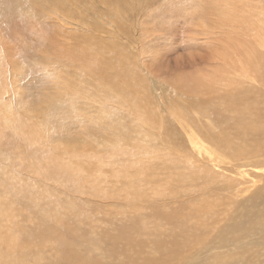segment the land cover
<instances>
[{"label": "rangeland", "instance_id": "obj_1", "mask_svg": "<svg viewBox=\"0 0 264 264\" xmlns=\"http://www.w3.org/2000/svg\"><path fill=\"white\" fill-rule=\"evenodd\" d=\"M31 1L50 6L0 0V234L30 240L0 260L264 264V168L211 161L225 118L196 104L242 102L264 135V0H85L67 18Z\"/></svg>", "mask_w": 264, "mask_h": 264}, {"label": "bare ground", "instance_id": "obj_2", "mask_svg": "<svg viewBox=\"0 0 264 264\" xmlns=\"http://www.w3.org/2000/svg\"><path fill=\"white\" fill-rule=\"evenodd\" d=\"M103 1V0H102ZM105 1V3H106V5L110 8V5L111 4H113V3H121L122 5H123V1L122 0H119V1H117V2H113L112 3V1L113 0H104ZM103 1V2H104ZM131 1H133V0H131ZM130 1V2H131ZM39 2V1H38ZM84 2H85V0H41V3H47V4H49L50 6H49V8H48V6H46L47 8H45V7H42V4L39 6L38 4H37V1H31L30 2V5L32 4V5H34V10H38V6H39V10H44V11H47V12H52V11H54V10H56V11H60L61 12V15H63V17H64V15H70V16H79L80 14H81V12H80V9H81V7L83 6V4H84ZM102 2V3H103ZM127 2V1H126ZM125 2V4H127ZM40 3V2H39ZM105 3H103L104 5H105ZM129 3V2H128ZM125 4L123 5V6H125ZM46 5V4H45ZM44 5V6H45ZM119 5L120 4H118V7H119ZM130 5V4H129ZM106 6V7H107ZM112 6H114V4L112 5ZM116 6V5H115ZM117 7V6H116ZM120 8H122V7H120ZM127 8H129L128 6H127ZM114 10H115V7L113 8ZM116 9H118V8H116ZM130 9V8H129ZM119 10V9H118ZM110 11V9L107 11V12H109ZM28 12V11H27ZM105 12H106V10H105ZM111 13V12H110ZM29 14H30V10H29V12L26 14V15H28L29 16ZM108 14V13H107ZM119 14H120V12H119ZM123 14V13H122ZM126 14V13H125ZM54 15V14H53ZM55 15H56V13H55ZM103 15H105V13L103 14ZM106 17V16H105ZM107 17H108V15H107ZM61 18V17H60ZM64 18H67V17H64ZM63 19V18H62ZM129 19V18H128ZM120 20V19H119ZM71 21V20H70ZM95 28V27H94ZM83 38V37H82ZM90 46V45H89ZM86 47H88V45L86 46ZM99 49H100V46L98 45L97 46ZM94 44L92 45V47H90V48H92L91 50H95L94 52H98V48H97ZM96 49H97V51H96ZM84 50V49H83ZM85 51V50H84ZM90 51V49L89 50H87L86 52H89ZM101 52V51H100ZM98 52V54H104V51L103 52ZM92 53H93V51L91 52V54H90V52H89V55H92ZM77 54V53H76ZM81 54H83V53H81ZM88 54V53H87ZM101 54V55H102ZM107 54V53H106ZM105 54V55H106ZM84 55V54H83ZM86 55V54H85ZM84 55V56H85ZM94 55H95V53H94ZM80 56V55H79ZM86 56H88V55H86ZM93 58V57H92ZM107 58V57H106ZM117 58V57H116ZM88 59V58H87ZM86 59V60H87ZM102 60H104V59H102ZM105 62H107L108 61V59L106 60H104ZM81 62V61H80ZM84 62H86V61H84ZM88 62V61H87ZM90 62V61H89ZM104 62V63H105ZM111 61H109V63H110ZM91 63V62H90ZM90 63H89V65H90ZM83 64V63H82ZM86 64V63H85ZM120 64V63H119ZM111 65H113V63L111 64ZM113 66H115V65H113ZM113 66H112V68H113ZM120 66H123L122 68H123V71H125L126 70V68H125V65H124V63H122V65H120ZM88 67H91V66H88ZM94 67V66H93ZM122 68H120V69H122ZM115 69V68H114ZM117 69V68H116ZM119 70V69H118ZM117 70V71H118ZM91 71V70H90ZM110 71V70H109ZM114 71V70H113ZM111 76V75H110ZM132 77V76H131ZM115 78V77H114ZM133 79V78H132ZM142 80V79H141ZM104 81V80H103ZM195 81V80H194ZM94 82V81H93ZM199 81H197L196 83H195V85H194V83L193 82H189L188 84L189 85H184V87H191V88H195V89H199V86H202V85H200L199 83H198ZM103 83V82H102ZM107 83V82H106ZM118 83V82H117ZM111 84V83H110ZM114 84V83H113ZM198 84V85H197ZM115 85H117L116 83H115ZM97 86V85H96ZM124 86V85H123ZM126 86V85H125ZM65 87V86H64ZM94 87V86H93ZM87 88V87H86ZM127 88V87H126ZM203 88V87H202ZM201 88V89H202ZM98 89V88H97ZM109 90H110V88H108ZM112 89V88H111ZM116 89V88H115ZM114 89V90H115ZM141 89V88H140ZM113 90V89H112ZM142 90V89H141ZM116 91V90H115ZM132 91V90H131ZM104 92V91H103ZM126 92H128L127 91V89H126ZM137 92H139V88H138V91ZM142 92V91H141ZM110 94V93H109ZM130 94V93H129ZM98 95V94H97ZM118 95V94H117ZM126 96V95H125ZM126 99H128L129 100V98H126ZM131 102H133L132 100H130ZM196 104L204 111V112H202L201 113V115L203 116V117H210L209 115H211L212 116V118H213V116L214 117H216V118H220V117H222V118H225V122L222 124V130H223V133L225 134L226 132H227V136L226 135H224V134H215L214 132H212L210 129H208V130H206L204 133L206 134V136L207 137H209L210 139H212L213 141H215L216 142V144H219L218 145V147L217 148H219L220 149V151H219V149H218V151H216V152H213L214 154H216L217 152H219V154H217V155H214V157L211 159V161H213V162H216L217 164H222V165H220V166H223V164H227L226 166H228V165H230V166H234V168H238L239 167V164H238V162H240L241 160H245L246 161V159L248 160V159H251V158H254V157H257V162H256V165H258V166H260V167H262V168H264V161H262L263 159H262V156L264 155V135L263 136H259L261 133H262V122H261V120H258V119H255V118H252V117H247V114H248V112H249V110L248 109H246V106L244 105V103H242V102H235V103H232V104H228V105H225V106H220V107H217L215 104H213V103H210V102H205V103H199V102H196ZM134 105H137L136 103H134ZM140 106V105H139ZM142 106V105H141ZM148 106V105H147ZM149 107V106H148ZM197 107V106H196ZM142 108V107H141ZM145 109V108H144ZM133 110V109H132ZM135 110H137V109H135ZM134 110V111H135ZM143 110V109H142ZM141 110V111H142ZM149 110V109H148ZM140 112V110H137L136 112ZM150 112V111H149ZM196 112H197V110H196ZM144 113V112H143ZM142 113V114H143ZM242 114H244V120L242 121L241 120V115ZM144 115V114H143ZM143 115H141V117L143 116ZM149 115V114H148ZM139 116V115H138ZM259 118L261 119H263L264 117H263V115L262 114H260L259 115ZM150 120V119H149ZM166 126V125H165ZM121 130V129H120ZM221 130V131H222ZM165 131V130H164ZM204 133H201L200 135H201V137L203 136V137H206L205 136V134ZM165 136V135H164ZM112 137H114V136H112ZM166 137V136H165ZM202 137V138H203ZM206 137V138H207ZM221 137H223V140H221ZM117 138H118V136H117ZM208 138V139H209ZM120 139V138H119ZM200 139V138H199ZM204 139V138H203ZM207 139V140H208ZM195 140V141H194ZM168 141V140H167ZM259 141H261V142H259ZM191 142L192 143H194V144H196V146L199 144V142H201V141H198V137H197V135L195 134L194 135V137L191 139ZM203 142V141H202ZM198 143V144H197ZM204 143H206V142H204ZM168 144V143H167ZM173 144H174V146H175V148L178 146L177 144H176V139H175V137L173 136ZM211 146V145H210ZM251 146V147H250ZM198 148L200 147V145L199 146H197ZM196 148V147H195ZM197 148V149H198ZM127 149V148H126ZM215 149V148H214ZM216 150V149H215ZM199 151H202L201 150V148H200V150ZM211 151H213V148H212V150ZM200 153V152H199ZM154 154V153H153ZM152 154V155H153ZM207 154H208V157H211V155H212V153H210V152H207ZM203 160H205V159H203ZM249 161V160H248ZM253 161V160H252ZM250 162V161H249ZM234 163H237V164H234ZM250 163H252V162H250ZM249 163V164H250ZM192 165V164H191ZM232 166V167H233ZM240 166H250V165H241L240 164ZM257 166V167H258ZM188 167H190L189 165H188ZM193 167V166H192ZM189 169V168H188ZM191 169V168H190ZM190 171V170H189ZM190 174H193V176H195V177H197V179H198V181H199V183H202V187H203V193H208L207 192V190H206V187L208 186V189H209V187L211 188V190H216V191H221V185H220V183H219V180L218 179H216V178H214L213 176H216V174H214L213 173V175H212V173H210V172H208V171H205V172H203L202 171V169H199V167L197 168L196 167V169H195V171H193V172H191V173H189V175ZM186 182V181H185ZM244 183V182H243ZM242 183V184H243ZM240 182L239 183H237V180L236 179H232V181H231V184H229V185H227V187H226V190L227 191H230V192H232L237 186H240ZM263 191H264V189H262ZM240 191H245V189H241ZM259 192H261V193H258L257 192V194H261V195H263L264 193L262 192V191H259ZM105 197V196H104ZM213 203V202H212ZM212 203L210 202V204L212 205ZM208 205H210L209 203H207ZM210 205V206H211ZM215 204L213 203V206H214ZM0 207H1V204H0ZM215 207V206H214ZM212 208V207H211ZM213 209V208H212ZM246 212V211H245ZM244 212V213H245ZM86 214V213H85ZM1 217V216H0ZM0 219H2V218H0ZM107 220V219H106ZM227 221H229V220H227ZM192 224V223H191ZM5 232L6 231H4V232H2L1 234H0V243L2 242V241H7L8 242V247H12V249H13V246H10V242L13 240V241H15V243H16V241H17V245L18 244H20V243H23L24 241H30V240H28V239H26V237H24V235L22 234V235H19V236H11V234H5ZM4 235L6 236V239L4 238ZM27 236V235H26ZM31 238H33V237H31ZM34 240H35V238H34ZM20 242V243H19ZM14 243V244H15ZM35 243V242H34ZM2 245V244H1ZM11 245H13L12 243H11ZM5 246H6V244H5ZM20 246H21V244H20ZM4 247V246H3ZM7 247V246H6ZM15 247V246H14ZM16 248V247H15ZM19 248V247H18ZM17 248V249H18ZM65 248H66V246H65ZM66 250H70V249H65L64 251H66ZM80 250V249H79ZM13 251V250H12ZM15 251V250H14ZM64 251H62V252H64ZM108 251V250H107ZM111 251V250H110ZM113 252V251H112ZM2 253V252H1ZM68 253H69V251H68ZM67 253V257H68V259L67 260H69V254H71L72 253V251H71V253H69L68 254ZM79 254L80 252L79 251H77L76 250V254ZM107 253V252H106ZM111 253V252H110ZM65 254H66V252H65ZM73 254H75V253H73ZM72 255V254H71ZM112 255V254H111ZM117 255V254H116ZM73 256V255H72ZM72 256L70 257V260L69 261H72L74 258H72ZM108 256V255H107ZM67 257H65V262L67 261L66 260V258ZM76 257V256H75ZM77 258V257H76ZM75 258V259H76ZM59 260H61V259H59ZM58 260V261H59ZM63 260V259H62ZM61 260V261H62ZM84 260V259H83ZM63 261V262H64ZM54 262V263H53ZM53 262H48L47 264H61V263H56L55 261H53ZM87 262L89 263V264H91L90 263V261L89 260H87ZM22 263V262H21ZM0 264H13L11 261H9V260H5L4 259V261H1L0 260ZM17 264V263H16ZM18 264H20V263H18ZM22 264H24V263H22ZM67 264H69V263H67ZM70 264H78V262L76 261V260H73V263L72 262H70ZM83 264H86V261H85V263L83 262Z\"/></svg>", "mask_w": 264, "mask_h": 264}]
</instances>
